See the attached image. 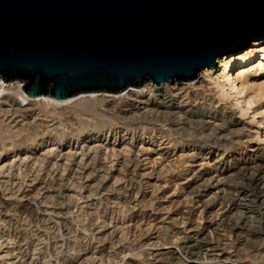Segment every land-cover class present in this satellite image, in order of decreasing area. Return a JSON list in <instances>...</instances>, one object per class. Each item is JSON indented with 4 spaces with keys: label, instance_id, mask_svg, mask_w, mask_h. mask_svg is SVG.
I'll list each match as a JSON object with an SVG mask.
<instances>
[{
    "label": "bare ground",
    "instance_id": "1",
    "mask_svg": "<svg viewBox=\"0 0 264 264\" xmlns=\"http://www.w3.org/2000/svg\"><path fill=\"white\" fill-rule=\"evenodd\" d=\"M260 77H264V40L252 42L238 52L222 54L217 58L215 67L202 70L191 82L171 81L159 86L147 82L138 90L130 87L123 91L128 90L126 94L129 95L125 109L115 110L118 100L106 101L109 107L107 112L119 119L151 125L149 134H145L143 128L141 132L125 130L115 133L109 127L67 140L48 137L58 128L56 122L50 116L43 117L32 111L31 104L46 101L65 107L83 98L102 96L116 99L124 94L117 97L97 95L105 92L82 93L62 101L49 96L29 99L21 85L0 81V103L3 96L10 93L15 96V101L12 98L11 102L13 109H21L22 114L15 125H19L21 132L12 131L10 138L23 136L30 142L25 148L9 150L6 156L0 157V199L3 209L13 211L15 200L23 203V213L31 220L26 219L24 223L21 220V225L25 233L36 239L33 251L44 253L50 250L55 255L54 263L59 264L60 247L66 244L68 236L77 239L89 236L99 247L109 240L111 249L122 248L126 232L132 231L129 225L131 218L124 215L127 210H132L126 188L130 183L141 185L145 191L134 197L137 204L143 203L153 211L157 208V201L163 199L164 203H169L168 210H172L171 204L175 209L171 215L166 213L165 216L159 206V211L157 208L158 212L153 215L154 218L164 215L161 225L166 222L176 230L170 229L169 237L163 243L158 237L159 223L153 224V217L151 224L145 223L139 227L141 231L138 229L146 239L142 251L151 256L150 264H252L250 254L260 250L258 240L264 237V230L226 219V214L244 207L243 210H252L264 217V149L252 144L247 135V144L230 153L232 164L224 175L229 183L234 182L236 186L233 190L235 194H232L229 193L231 190H225V184H215L210 173H204L208 171V164L203 162L206 158L190 160L194 146L174 148L166 134L171 129L180 134L179 126L187 125L242 145L245 123L235 116L230 108L233 104L230 102L229 107L226 101L230 99L240 107L241 112L248 114L254 104L252 98L264 97V84L259 86L255 95L249 96L250 99L245 93L252 90L250 80ZM257 110L250 113L251 118L257 116ZM155 123L160 124L155 126ZM150 134L151 137L146 136ZM9 144H6L7 149H10ZM179 167L182 175L176 178L174 168ZM204 179L208 180V184L203 187L201 180ZM211 188L218 189V193L214 194ZM182 197H185L186 203H182ZM100 204H111L110 209L116 212L108 224L100 223L97 219L95 209L98 207H95ZM181 208L186 213L192 211V215L184 218L182 213L185 212ZM216 208L224 212L223 219L218 222L212 217ZM179 214L181 216L178 217ZM209 228H214L213 241L206 233ZM226 235L237 238L240 246L233 247L231 242L228 243L230 237L228 239ZM94 253H84L82 262L118 264L115 257L107 255L105 260L101 251L96 255ZM120 258L123 260V255ZM2 259V264L18 263L6 241L0 247ZM42 264H50V260Z\"/></svg>",
    "mask_w": 264,
    "mask_h": 264
},
{
    "label": "water",
    "instance_id": "2",
    "mask_svg": "<svg viewBox=\"0 0 264 264\" xmlns=\"http://www.w3.org/2000/svg\"><path fill=\"white\" fill-rule=\"evenodd\" d=\"M264 40V0H0V81L62 101L187 83Z\"/></svg>",
    "mask_w": 264,
    "mask_h": 264
},
{
    "label": "rangeland",
    "instance_id": "3",
    "mask_svg": "<svg viewBox=\"0 0 264 264\" xmlns=\"http://www.w3.org/2000/svg\"><path fill=\"white\" fill-rule=\"evenodd\" d=\"M13 83L14 84L16 83L17 84L16 86H18V84L22 86V83L19 81H14L10 84H13ZM5 84H8V83H5ZM263 84H264V77H260L258 79L250 80L249 86H251L252 90H251V92L250 91L245 92L247 95V98L250 99L251 96L255 95L254 93L256 92V90L259 88L260 85H263ZM18 90H19V87L16 91H18ZM135 90H138V89H135ZM126 92H123L121 94L99 93L97 95L104 94L107 96H117V97L121 96L123 94L124 95L119 97V98H116V99H111L109 97H102V96L101 97L100 96L94 97V98H83V99H80V100H78L72 104L66 105L65 107L60 106V105H51L50 103H47L46 101H41V103L37 102V103L31 104L30 109L32 111L36 112L37 114L43 116V117L50 116L54 119L58 128L54 132H52V134L48 135V137H52V138H55L57 140H61V139L67 140L69 138H80V137H82V136H84L90 132L104 131V130H106V128L109 129V127L115 133H118L120 131H125V130H127L128 132H131V133L141 132L142 131L141 129L143 128L146 131L145 132L143 130V132L145 134L146 133L149 134L150 133L149 131L151 129V125L146 126L145 124H140L139 122H137L135 120L132 122L124 121L121 118L119 119V117L116 116L115 114H113V113L110 114V112H107V109L109 107H107L106 104H108L107 102L109 100H114V101L118 100L117 101L118 105H116V107H114L115 110L118 108L125 109V106L127 104L126 100H127V98H129V95L126 94ZM3 98H6V100H4ZM3 98H2L3 100L1 99V101H3V102L0 103V157L6 156L10 152L9 150L18 151L22 148H25L30 143L29 139H27L23 136L18 137V138L13 137L14 139L10 138V135L14 131L17 130L18 132H21V131H19L20 130L19 125H18V127L15 125L18 123L17 121L20 119V116H22V114L20 113L21 109H17V111H15L13 109V106L11 105L12 104L11 102H13L12 98L15 101L14 95L9 93L6 96L4 95ZM252 99L254 101V104L251 106V109L249 110L248 114H244L243 112H241L239 106L234 105V102L231 101L230 99L229 100L226 99L227 100L226 102L228 103L229 107L231 106L230 102L233 104L230 108L232 110H234L235 116L237 118H239L243 123H245L244 127L242 128V133H243L242 135L243 136H242V143H241L242 145H240V146L237 143H234L235 141H230L227 138H223L221 135L213 134L210 131H202V130H199V128H195L193 126L188 127L187 125H184V126L181 125V126H179L180 128H178V129H181V131H183V132L185 131L184 133L180 131V134H178L177 131H173L171 129V131L166 134V136L171 139V141L174 145L173 146L174 148L178 149L182 145L194 146L195 148H194L193 152L191 153V155H189L190 160L199 161L200 159L206 158V159H203V162L208 164L207 169L209 172L207 171L204 173H210L209 176H210V178H212V182H214L215 184H218V185L219 184H225L226 185L225 190L227 192L229 190H231V192H229V193H232V194H235V191H233V190L236 188V186H235L234 182L229 183L228 179L224 175V174H227V172L230 169V166L232 164V160L229 158L230 153L233 152V149L235 150L236 148H240V147L244 146L245 144H247V143H245L246 139H247L246 138L247 135H249V138L251 139L252 144L254 143L258 147L264 149V97H260V98L259 97H253ZM10 105L12 107H9ZM66 107H67V109H66ZM255 109H258L256 112L257 116L253 119V118H251L250 113ZM11 111H13V112H11ZM10 119H11V121H10ZM160 123H155V126L159 125ZM142 126H144V127H142ZM184 135H186L187 137ZM146 136L151 137V134L146 135ZM188 136H190V137H188ZM150 140H151V138H150ZM151 141H150V143H151ZM243 142H244V144H243ZM7 143H10L9 144L10 149H7V147H6ZM148 148L150 149L151 146H148ZM174 169H175L174 175L176 178L178 176L182 175L180 167L177 169L176 168H174ZM133 182H135V181H133ZM204 182H205V184H204ZM201 183H202V186L204 187L208 184V180H206V179L201 180ZM159 186H160L159 182H157V187H159ZM133 189L136 192H134ZM215 189L216 188H213V189L211 188L210 190H212V192H214V194H217L219 190L218 189L215 190ZM144 191L145 190H144L143 186L131 184V183L126 188V194H127L128 199H129L128 201L130 202V207L132 210L131 211L127 210V212L124 215L130 216L131 222L129 221V225L132 227V231L126 232V234L124 233L125 239L123 240L122 248H119V250H116V247H113L111 249V247H110L111 244H110L109 240H108V243L104 245L105 247L104 246L99 247L98 244H96V242L93 241V239H91L89 236H87L86 239L85 238L84 239L83 238L77 239V238H74L73 236H68V241L66 242V244H64L62 247H60V251L61 250L62 251H61L60 255H58V258H57V261L59 262V264H79V263L80 264H83V263L89 264L86 262H82V260L84 259L83 257L85 255L84 253L90 254L93 251L95 253H98L101 251V253L105 256L104 257L105 260H106L107 255H109L113 258L115 257L114 259L116 261H118V262H116L118 264H150L149 260H150L151 256L147 255L146 253H144L142 251V248H144L143 246H145V244H146V242L144 243V241H146V239L144 238V236H141V233L139 232V230L141 228H139V227H141L142 225H145V223H148V222H149L148 224H151L150 219L153 220V218H154L153 215L159 211V208H158L159 206L162 209L161 212L165 213L164 214L165 216L167 214H168V216L171 215V212H173L175 209H173V204H171L170 206H171L172 210L171 211L168 210L169 209V207H168L169 203H164L163 199L158 200L157 201L158 205H155V207L158 208V211H156L157 208L152 211V209L145 206V204H143V203L137 204V202L135 200H133L134 197L143 194ZM180 200H182V203H184V202L186 203L185 197L180 198ZM15 201H16V204H15L14 210L9 211L7 209H3V206H2L3 203L0 199V230H1L0 231V243L2 245L5 241L8 243L9 247L11 248L12 255L16 258V261L18 262L17 264H42V262H44L45 260L46 261L50 260V264H53L54 259H55L54 258L55 255L53 253H51V251L49 250L50 249L49 247L46 248L49 250V252L47 250H45L44 253H39V252L36 253L35 251H33V248L37 244L36 239L33 236L30 237V235H28V232L25 233L24 228L21 225L22 224L21 220H23V223H24V221L26 219L31 220V218H30V216L23 213L24 212L23 203H21L19 200H15ZM95 208H97V209H95L97 219L100 223H103V224H108L110 219L112 217H114L116 214V212H112V209H110L111 204H108V205L100 204V205H97ZM240 208L238 207L237 209L229 211L226 214V217H227L226 219H231V220L237 221V222H244L249 227L256 229V230H259V229L264 230V226H263L264 225V220H263L264 217L262 214L260 215L258 213H253L252 210H246L245 211V210H243L244 207H240ZM102 209H104V210H102ZM247 209H249V208H247ZM181 210H182V208H181ZM185 211L186 210H184V209L182 210V212H185ZM5 212H6V214H5ZM182 214H184V215H182L184 218H187L189 215L190 216L192 215V211H190L188 213L185 212ZM223 214H224V212L222 210H219V208H216L212 217H214L216 222H218L221 219H223L222 218ZM29 215H32V214H29ZM163 216H161L160 218L158 217L159 219L154 218L155 221L154 220L152 221L153 224L159 223V226H160L159 227V234L160 235L158 237L160 238L162 243L167 239V236L169 237V233L171 230L176 231L174 229V227L167 225L166 222H164L165 224L161 225V219L163 218ZM179 216H181V214H179L178 217ZM185 221H187V220H185ZM134 227L137 229H135ZM175 228L178 229L180 227H175ZM214 228H212V229L209 228V229H207L208 231H206V233L208 232L207 236L210 237L209 239L212 241L214 240L213 237H215V236H213L214 235L213 234ZM21 230H23V231H21ZM226 237L227 238L230 237V239L232 238L231 240L228 238L229 239L228 243L231 242L230 244H232L233 247L240 246L237 238H235L234 236H229V235L227 236L226 235ZM259 240H261V241H259ZM259 240H258V243H260L259 244L260 250H258V252H252L250 254V259H251L250 261L252 262V264L264 263V237L262 236ZM1 244H0V247H1ZM81 252H83V253H81ZM115 252H116V254H115ZM95 253H94V255H96ZM116 255H117V257H116ZM122 255L124 258L123 260H121V258H120ZM148 257H149V259H148ZM3 262H4L3 259L0 260V264H2Z\"/></svg>",
    "mask_w": 264,
    "mask_h": 264
}]
</instances>
